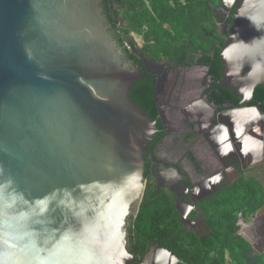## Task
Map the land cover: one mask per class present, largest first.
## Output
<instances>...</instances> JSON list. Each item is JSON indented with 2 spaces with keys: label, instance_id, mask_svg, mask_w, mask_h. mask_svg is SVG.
<instances>
[{
  "label": "water",
  "instance_id": "obj_1",
  "mask_svg": "<svg viewBox=\"0 0 264 264\" xmlns=\"http://www.w3.org/2000/svg\"><path fill=\"white\" fill-rule=\"evenodd\" d=\"M240 1L232 30L222 29L220 85L246 105L237 89L252 98L264 88V0ZM102 15L101 0H0V264H135L130 221L157 121L130 100L144 75ZM177 208L187 224L188 207ZM261 219L264 208L238 233L258 255L264 232L245 228ZM153 251L185 264L161 246L143 264Z\"/></svg>",
  "mask_w": 264,
  "mask_h": 264
},
{
  "label": "trees",
  "instance_id": "obj_2",
  "mask_svg": "<svg viewBox=\"0 0 264 264\" xmlns=\"http://www.w3.org/2000/svg\"><path fill=\"white\" fill-rule=\"evenodd\" d=\"M101 6L111 27V37L144 75L133 86L130 100L153 121L159 118L156 80L147 74L132 46L152 63L168 61L190 65L195 61L194 56H203L204 63L212 68L211 75L219 81L223 79L219 59L225 39L214 11L219 6L218 0H101ZM229 22L233 23L231 19ZM137 38L142 39V46ZM220 90L234 104L239 103L230 90L222 87ZM254 98L264 102L263 87L256 88ZM159 128H163L161 123ZM145 178L147 187L140 212L130 221V252L135 264H143L157 246L167 249L185 264H264V254H256L253 246L238 234L241 216L251 220L264 208V186L256 178L243 175L198 205L205 233L186 228L174 195L157 190L149 172ZM199 212L190 218H196Z\"/></svg>",
  "mask_w": 264,
  "mask_h": 264
},
{
  "label": "flooded vegetation",
  "instance_id": "obj_3",
  "mask_svg": "<svg viewBox=\"0 0 264 264\" xmlns=\"http://www.w3.org/2000/svg\"><path fill=\"white\" fill-rule=\"evenodd\" d=\"M218 2L219 6H215L214 10L222 9L221 0ZM227 2L233 6L229 7L227 15H221L225 23L218 18L221 34L224 26L232 30L233 23L229 20L236 13L232 10L241 4L240 0ZM119 20L121 22L122 17ZM104 22L110 32L106 18ZM121 25L124 23L121 22ZM223 38L226 44L228 38ZM194 59L190 65L168 61L154 63L153 74H149L156 80L159 118L154 120L157 121L156 136L150 153L145 155V174L149 172L153 176L157 190H167L174 195L176 208L179 204L188 207L186 228L205 233L202 213L198 211L200 203L243 175L256 178L264 186V102L256 101L253 95L250 100L244 101L246 105H241V101L234 104L220 90L222 80L211 75L212 68L204 63L203 56H194ZM133 68L142 73L138 67L133 65ZM218 100L223 102L218 104ZM238 107L239 110H236ZM223 120H228V123ZM159 123L163 126L162 130ZM236 157L241 159L240 163L236 162ZM260 173L263 176L258 178L257 174ZM179 212L181 219L185 218ZM194 212L199 213L191 219ZM241 219L252 224V220ZM257 229L259 231L256 233ZM250 231L255 237L264 232V219L257 221ZM161 256L167 257L166 261L170 264H178L169 255L158 251H153L149 256L148 264H157L155 260Z\"/></svg>",
  "mask_w": 264,
  "mask_h": 264
},
{
  "label": "bare ground",
  "instance_id": "obj_4",
  "mask_svg": "<svg viewBox=\"0 0 264 264\" xmlns=\"http://www.w3.org/2000/svg\"><path fill=\"white\" fill-rule=\"evenodd\" d=\"M225 1V7L226 8H229L231 5H232V3H228L227 2V0H224ZM233 1V0H232ZM229 84H230V82H229ZM232 84L233 85H235L234 84V82H232ZM236 86V85H235ZM238 86V85H237ZM236 86V87H237ZM237 92L241 95V97L243 98V100L244 101H246L247 99H251V95H249L248 93H246V92H244V91H242V90H240V89H237ZM204 109V108H203ZM232 115V114H231ZM249 115V114H248ZM232 117V116H231ZM223 122H226V123H228V120H223ZM211 125V124H210ZM252 137V136H251ZM158 252H162V251H158ZM163 254L166 256V255H169V254H167L166 252H163ZM170 256V255H169ZM171 257V256H170ZM172 258V257H171ZM166 259H167V257H163L162 258V256L159 258L158 257V259H156L155 261H157V264H170V263H168V261H166ZM175 261V260H174ZM153 262V261H152ZM176 262V261H175ZM177 263V262H176Z\"/></svg>",
  "mask_w": 264,
  "mask_h": 264
},
{
  "label": "rangeland",
  "instance_id": "obj_5",
  "mask_svg": "<svg viewBox=\"0 0 264 264\" xmlns=\"http://www.w3.org/2000/svg\"><path fill=\"white\" fill-rule=\"evenodd\" d=\"M137 42L139 43V45L140 46H142V44H143V41H142V39L141 38H137ZM236 162H241V159L239 158V157H236ZM252 175V174H251ZM251 175H249V176H251ZM255 175V174H254ZM263 176V174L262 173H260V174H257V177L258 178H261Z\"/></svg>",
  "mask_w": 264,
  "mask_h": 264
},
{
  "label": "crops",
  "instance_id": "obj_6",
  "mask_svg": "<svg viewBox=\"0 0 264 264\" xmlns=\"http://www.w3.org/2000/svg\"><path fill=\"white\" fill-rule=\"evenodd\" d=\"M250 229H251L250 227H246L245 228V233H247L248 235H250V236H252L254 238L255 236L252 234V232L250 231Z\"/></svg>",
  "mask_w": 264,
  "mask_h": 264
}]
</instances>
